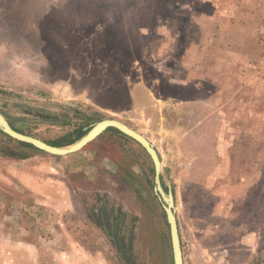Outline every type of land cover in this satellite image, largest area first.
Segmentation results:
<instances>
[{
  "label": "rangeland",
  "instance_id": "rangeland-1",
  "mask_svg": "<svg viewBox=\"0 0 264 264\" xmlns=\"http://www.w3.org/2000/svg\"><path fill=\"white\" fill-rule=\"evenodd\" d=\"M0 113L62 146L79 127L126 123L159 153L184 264H264V0H0ZM16 141L0 132L5 174L22 154L65 159ZM89 148L84 171L61 175L68 250L81 245L84 264H174L148 152L113 130ZM3 188L11 232L14 199L31 197Z\"/></svg>",
  "mask_w": 264,
  "mask_h": 264
},
{
  "label": "crops",
  "instance_id": "crops-1",
  "mask_svg": "<svg viewBox=\"0 0 264 264\" xmlns=\"http://www.w3.org/2000/svg\"><path fill=\"white\" fill-rule=\"evenodd\" d=\"M91 151L89 148L63 155L61 158L65 159L59 163H56L57 159L54 161L35 154L19 160L7 171L8 174L0 170V207L10 199L5 196L3 187L11 184L20 192H28L31 197L27 203L17 200L21 196L14 199L19 206L16 210L12 208L14 214L10 215V220L12 216L14 220L10 225L11 232L9 229L4 231L3 227L8 223L0 222V264H84V260L89 259L81 245L71 244V250H68L67 229L62 226L58 214H64L69 204L67 179L62 178V173L67 172L69 163L77 165L69 167L70 170L84 171ZM56 172H59V176ZM52 213L59 218L57 227L51 225ZM2 214L0 219L5 218ZM5 236L10 240L6 241L7 245L3 241Z\"/></svg>",
  "mask_w": 264,
  "mask_h": 264
},
{
  "label": "water",
  "instance_id": "water-1",
  "mask_svg": "<svg viewBox=\"0 0 264 264\" xmlns=\"http://www.w3.org/2000/svg\"><path fill=\"white\" fill-rule=\"evenodd\" d=\"M109 127H115L119 129L121 132L126 134L127 136L135 139L139 142L145 150L148 152L150 157L153 160L155 166V192L156 194L165 202L164 209L167 214V219L170 225V234H171V242L173 249V257L174 264H184L181 237L179 232L178 220L175 211V196L171 189V185L168 186L166 190L161 179V170H162V161L160 159L159 153L155 148L154 144L142 133L137 131L136 129L130 127L126 123L115 119V118H106L100 120L92 125V127L79 139L68 146H60L53 145L44 141L38 137L33 135H29L27 133H23L17 129H15L11 123L7 120V118L0 113V130L9 135L11 138L27 142L32 144L34 147L43 150L47 153L53 155H67L70 153L77 152L81 150L85 145L89 142L96 139L99 135H101L104 131H106ZM105 217L107 222V228L110 233H112V222L107 215L106 209ZM115 238L118 241V236Z\"/></svg>",
  "mask_w": 264,
  "mask_h": 264
},
{
  "label": "trees",
  "instance_id": "trees-1",
  "mask_svg": "<svg viewBox=\"0 0 264 264\" xmlns=\"http://www.w3.org/2000/svg\"><path fill=\"white\" fill-rule=\"evenodd\" d=\"M11 125H12L15 129H17V130H19V131L25 133L24 130H22V129L16 127V126H14L12 123H11ZM107 130H113V131H116V132H118V133H120V134H122V135H124V136H127L126 134H124L123 132H121L119 129H117V128H115V127H109ZM87 131H88V129H84L83 127H79V129H78V138H80L81 136H83ZM0 132H1V133H4V132L1 131V130H0ZM4 134H5V133H4ZM16 142H17L19 145L29 146V147H34L32 144L27 143V142H23V141H19V140H17ZM50 143L53 144V145H60V146L63 145V144H60V142H50ZM19 157H20V158H26L27 155L22 154V155H19ZM165 189L167 190L168 188L165 186Z\"/></svg>",
  "mask_w": 264,
  "mask_h": 264
}]
</instances>
